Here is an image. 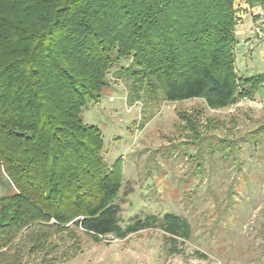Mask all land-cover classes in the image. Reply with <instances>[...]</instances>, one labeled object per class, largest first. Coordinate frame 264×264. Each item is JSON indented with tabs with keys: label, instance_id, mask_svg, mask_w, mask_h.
I'll return each instance as SVG.
<instances>
[{
	"label": "trees",
	"instance_id": "16d2710c",
	"mask_svg": "<svg viewBox=\"0 0 264 264\" xmlns=\"http://www.w3.org/2000/svg\"><path fill=\"white\" fill-rule=\"evenodd\" d=\"M235 1L0 0V177L9 189L0 197V255L32 225L94 242L158 230L180 251L191 228L176 214L121 226V162L106 165L102 135L81 112L99 102L122 60L130 63L120 75L167 102L201 99L222 110L253 100L264 75L237 76ZM242 2L264 9V0ZM196 116L179 114L191 145L200 138ZM226 141L217 143L222 155ZM37 233L29 249L42 252Z\"/></svg>",
	"mask_w": 264,
	"mask_h": 264
},
{
	"label": "rangeland",
	"instance_id": "374dc122",
	"mask_svg": "<svg viewBox=\"0 0 264 264\" xmlns=\"http://www.w3.org/2000/svg\"><path fill=\"white\" fill-rule=\"evenodd\" d=\"M249 9L242 0L234 2L237 25ZM236 27V71L244 77L264 73V36L247 44ZM255 28L264 32L257 24L253 34ZM129 63L111 69L109 85L98 103L82 109L81 120L100 131L106 165L121 162V226L172 213L187 220L190 240L178 241L180 251L172 253L158 230L94 242L79 231L61 236L48 225H32L2 251L0 264H264V133H258L264 126V84L253 100L211 110L201 99L172 103L158 90L149 93L119 74ZM182 113L197 115L200 138L194 145ZM219 139L227 140L226 157L217 150ZM8 193L0 177V197ZM35 229L45 234L42 252L29 249Z\"/></svg>",
	"mask_w": 264,
	"mask_h": 264
},
{
	"label": "crops",
	"instance_id": "0c3cea01",
	"mask_svg": "<svg viewBox=\"0 0 264 264\" xmlns=\"http://www.w3.org/2000/svg\"><path fill=\"white\" fill-rule=\"evenodd\" d=\"M249 13H244L241 19V23L237 25L236 27V34H240L242 36V40L248 44V42H251L253 40L254 34H253V28L255 25L260 24L262 25V30L264 31V19L258 17V20L256 22H253L252 16L255 14L257 16L264 15V9H261L260 7H254ZM254 12V14H252ZM264 34V32H263ZM264 74V73H259ZM238 77H244L243 75H239L237 72Z\"/></svg>",
	"mask_w": 264,
	"mask_h": 264
},
{
	"label": "built area",
	"instance_id": "2783aa9c",
	"mask_svg": "<svg viewBox=\"0 0 264 264\" xmlns=\"http://www.w3.org/2000/svg\"><path fill=\"white\" fill-rule=\"evenodd\" d=\"M263 36H264V34H263V32H261L260 29H258V28L254 29V39L255 40L260 41L261 39H263Z\"/></svg>",
	"mask_w": 264,
	"mask_h": 264
}]
</instances>
